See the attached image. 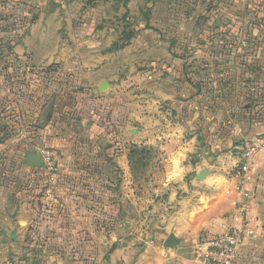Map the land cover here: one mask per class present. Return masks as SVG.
Wrapping results in <instances>:
<instances>
[{"label": "crops", "instance_id": "0c3cea01", "mask_svg": "<svg viewBox=\"0 0 264 264\" xmlns=\"http://www.w3.org/2000/svg\"><path fill=\"white\" fill-rule=\"evenodd\" d=\"M185 1L170 0L166 11L153 0H0V50L13 52V65L72 76L63 102L48 75L28 90L13 84L14 94L10 82L30 80L0 76L2 260V250L16 248L19 264H198L197 245L239 224V150L264 134V0H206L209 12L193 0L190 17ZM77 87L89 96L88 111L73 120ZM46 146L60 154L47 213L68 220L48 215L40 229L75 230L97 250L88 259L58 257L37 235L42 203L27 189L37 174L25 157ZM133 148L159 165V182L147 192H139ZM247 189L253 235L234 264H264L262 155ZM170 234L180 242L175 249L163 247Z\"/></svg>", "mask_w": 264, "mask_h": 264}, {"label": "built area", "instance_id": "2783aa9c", "mask_svg": "<svg viewBox=\"0 0 264 264\" xmlns=\"http://www.w3.org/2000/svg\"><path fill=\"white\" fill-rule=\"evenodd\" d=\"M38 151L42 157L44 169L53 178L59 170L60 156L58 151L54 148L45 147L40 148ZM239 152V162L234 168V177L237 181V192L240 196L238 204L241 215L240 222L223 235L197 245L194 249V256L198 264H234L240 248L253 235L247 216V203L251 197L247 184L253 159L258 155L264 156V134L246 139ZM54 199L53 192L49 191L44 201L49 204Z\"/></svg>", "mask_w": 264, "mask_h": 264}, {"label": "rangeland", "instance_id": "374dc122", "mask_svg": "<svg viewBox=\"0 0 264 264\" xmlns=\"http://www.w3.org/2000/svg\"><path fill=\"white\" fill-rule=\"evenodd\" d=\"M153 1H154V5L156 8L158 7V9H160L161 7H164V9L166 11L169 10L170 0H153ZM123 14H124V11H121L120 16H123ZM133 16H134L135 20H138L139 17L140 18L142 17V15H140V12H138V10H137V13H135ZM130 20H131L130 18H127V19H125V22L130 24ZM124 24L125 23L123 22V25ZM136 24L133 23V26ZM167 36H169V38H170L171 37L170 33ZM12 60H14L13 52L0 50V76L6 77V79H9V78L11 79L12 77H16V76H18V77L24 76V77H27L26 80H30V83L18 82L17 84H15L14 82H12V83L10 82L9 85H7V88L13 94L16 91L15 86L17 87V89H19V86L22 85L25 87V89L28 90L29 87H32V85L35 84V82H33V80H35L38 76L39 77L42 75L50 76L52 78L53 82H55V84H54L55 86L58 85L59 82L64 83V81L66 79H69V77L70 78L72 77L70 74L65 73L62 69H59V68H47V69H45V68H40V67H32L31 71H29V70H27V67H23L22 65L20 67H18L16 64L13 65ZM1 79L2 78L0 77V81H1ZM2 86L3 85L0 82V87H2ZM60 88L56 91L55 95L63 102L64 101L63 92L65 89L63 86ZM78 88H80V87H77L76 89H78ZM45 148H52V147L46 146ZM54 149L57 150L56 148H54ZM140 150H142V149H140ZM59 156H60V154H59ZM136 157L139 160L141 158H144V160L141 161V163H139L136 166V168L134 169L135 174L137 176V185L140 188L139 192L140 193L147 192L148 190H150L154 186H156L159 182V177H158L159 174H158V170H157L159 165L154 160V155H151V153H149V152L146 154L143 152V154H141V156L137 155ZM35 174H37V177H34V182L31 184H28V186H27L28 180L25 179L26 184H25V188H23V190L28 189L29 192H31L30 190H33L34 192L38 193L39 203H43L48 192L51 190L50 182L53 180L54 177L51 178V176H50L51 174L47 170H45L44 168L36 169ZM26 186L28 187L27 189H26ZM17 196H19V195H17ZM17 200L18 201L19 200L24 201L20 198H17ZM138 230H139V228L137 229V231ZM161 247H162V245H161ZM16 251H17L16 248H14V249L9 248L6 250H2V252H3L2 257L4 259L2 260V258L0 257L1 258L0 263H2V264H19L18 263L19 257H20L19 254H21V253L17 254V253H15ZM193 255H194V253H193ZM193 257L195 258V256H193Z\"/></svg>", "mask_w": 264, "mask_h": 264}, {"label": "trees", "instance_id": "16d2710c", "mask_svg": "<svg viewBox=\"0 0 264 264\" xmlns=\"http://www.w3.org/2000/svg\"><path fill=\"white\" fill-rule=\"evenodd\" d=\"M200 1H201L200 4L204 7L202 9L205 10V12L212 11V9L214 8L213 6L214 4H211L212 7L210 10L209 9L210 5H208L206 0H200ZM184 4H185V7H184L185 15L187 17H190L191 11H192L191 8L193 6V0H188V3L185 1ZM232 8L236 9L234 6H232ZM232 13L235 16L236 12L234 11ZM217 19L218 17L216 18V20ZM2 20L3 19L0 18V22ZM26 20L28 24V23L34 22L35 18L29 17ZM220 25L222 27H226L228 25L227 20L221 21ZM230 25L234 26V24H230ZM241 26H244V24H241ZM133 36H134L133 33L124 34V39L122 40L123 42L122 46L128 45V43L131 41ZM54 84L55 82H53L52 84L53 86H51V88L54 87V91L56 92L60 87L65 86V81L64 83L59 82L58 85L56 86ZM70 97H71V104L73 105V109L71 110V115H70L71 119L78 120L82 117L83 111H88L83 106L86 102H88L89 96L83 91V89L78 88V89H74L71 91ZM143 152L146 154L145 150H139L137 148L132 149L129 155V158H130L131 166L133 170L136 168V166L139 163H141V161L144 160V158H141L139 160L136 157L137 155L141 156ZM29 169H31V171H36L32 168H29ZM50 210H52V208L48 207V204L45 201H43L40 212L36 214V222H37L36 232H37L38 237L41 239V241L45 243L46 247H48L58 257L71 256L77 253V254H80L85 259H88L91 256L96 254V250L92 247L90 241H85V240L79 241L77 239L76 237L77 232L75 230H72L70 228L69 229L61 228V229H56V230L55 229H52V230L40 229V226L42 225V221L45 219L44 217L48 218L49 213L47 212ZM49 216H50L49 219H51L52 221L56 220L57 222L62 223V225L68 220V216L61 212L53 211L52 215L50 214ZM79 235H80V231H79Z\"/></svg>", "mask_w": 264, "mask_h": 264}, {"label": "water", "instance_id": "95a60500", "mask_svg": "<svg viewBox=\"0 0 264 264\" xmlns=\"http://www.w3.org/2000/svg\"><path fill=\"white\" fill-rule=\"evenodd\" d=\"M108 87V84L105 83V87H102V90H106ZM25 163L31 168H44V163L38 150L28 152L25 157ZM179 244L180 242L176 238V236L174 234H170L167 237L166 241L163 243V247L165 249H175L177 246H179Z\"/></svg>", "mask_w": 264, "mask_h": 264}]
</instances>
